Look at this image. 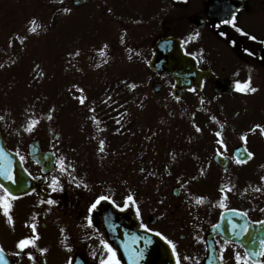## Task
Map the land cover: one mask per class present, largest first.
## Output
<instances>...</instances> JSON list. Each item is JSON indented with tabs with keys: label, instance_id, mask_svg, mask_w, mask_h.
<instances>
[{
	"label": "flooded vegetation",
	"instance_id": "1",
	"mask_svg": "<svg viewBox=\"0 0 264 264\" xmlns=\"http://www.w3.org/2000/svg\"><path fill=\"white\" fill-rule=\"evenodd\" d=\"M98 1L102 2L99 10L104 14H120L116 20L119 24L116 34L118 45L121 44L137 51L141 54L140 60L145 59L149 53L151 55V44L147 46L145 42L138 44L130 35L135 29L131 23H136L139 28H143L145 34L151 33V38L153 31L150 28L158 33L152 42L162 37H178L181 40L183 51L194 58L197 68L211 70L223 84L233 88L231 94H215L212 89V80L205 79L202 86L215 95H203L201 96L203 101L220 99L227 102L226 99L231 97L235 102H240L242 98L250 97L258 101L260 112H245L241 108H238L240 111L198 112L194 115L197 120L198 118L202 120L201 123L198 122L200 125L198 127L202 131L197 132L196 127L182 130L173 129L174 131L166 134L180 137L170 139L165 135L159 138L160 134H155V138L152 139L155 144L166 139L164 149L161 152L157 149L161 154L158 163L157 160H154L144 166L140 164L137 156V151L140 148L139 134L141 130L140 122L136 124L137 135L133 145L135 156L133 159H128L129 166L127 167L130 177H134L137 184L145 182L148 184L184 185L179 189V194L181 189L183 191V198L179 205L167 207L161 202L159 203L162 215L159 214L158 202L153 197L151 200L154 199V201H151V206H155L152 211L154 213L149 216L143 214V195L140 193V189L134 191L136 204L132 208L128 207L121 211L112 202L104 200L89 213L88 209L94 202V193L92 196L89 186H84L87 179L84 175L64 176L58 171L55 163L51 172L43 174L41 168L30 159L28 150H24L21 154L19 148H15L13 145L11 150L16 152L20 159L23 157L21 163L31 177L28 180L32 181V186L29 192L18 195L19 198L13 202L11 214L15 221L14 229L6 223L5 217L0 213V228L6 231V237L0 235V246L5 250L8 264H31L26 255H14L17 251L16 241L23 236L32 234L31 229L25 226L26 222L37 224V232L40 236L38 247L48 249L43 256L37 249H29L34 256L38 257L39 261H46V264H68L70 258L79 254L89 264H99L100 260L107 256L100 241L106 240L115 248L112 244L114 242L108 239L101 223V215L107 208L122 222L134 228L145 230L141 224H146L153 230L152 233L156 234L158 231L162 234L160 237L166 236L171 239L176 244L180 256L188 257L186 260L182 259V264H207L210 249L211 256L214 255L215 264H221L219 259L221 249H226L223 253V264H236L235 258L232 259L231 252L234 254L239 251L243 254L245 249L241 248L238 243L224 240L218 234L213 237L209 236L210 228L219 221L221 211L206 207L199 209L191 207L194 200L189 184L204 182L200 171L203 169V174L215 182L264 185V182L261 181V177L264 176V156L262 155L264 135L259 130L254 133L248 131L255 124L264 125V0H243L242 5L230 14L225 9V2L219 8L213 7L216 6L214 3L217 0ZM109 1L118 3V6H110L107 4ZM233 14L236 16V27L221 23L223 20L230 19ZM123 22L128 23L129 27L126 25L121 27L120 23ZM150 23L155 25H149ZM187 25L188 27H186ZM200 25L202 27H199ZM196 33L199 35L189 40V37ZM122 37L123 43L121 42ZM252 37H256V39H252ZM207 40L213 44L209 49L206 47ZM249 76L257 91L249 94L235 91L234 82L246 80ZM191 89L190 91H192ZM224 101L222 102L224 103ZM221 108L223 109V107ZM212 116L217 117L219 122L225 125L223 138L227 144V151L221 149L224 166L214 161L218 147L217 137L214 133L219 130V124L210 119ZM245 132H248L246 147L248 151L254 153V156L247 163L237 165L234 162V151L239 146L245 147V143L240 139L241 134ZM119 135L121 137V134ZM121 139H123V135ZM125 140L130 144V138ZM152 140L149 141V146L154 149V146L157 147V145H154ZM172 146L180 149L188 159L180 163L169 161L165 152ZM162 157L165 160H162ZM57 159H60L59 155L56 156ZM120 168L124 175L126 173L124 165L119 167V170ZM54 176L59 181L55 191L50 187ZM72 177L75 179L73 180ZM77 184L80 186L77 187ZM99 194L105 195V193ZM125 196L124 191L118 196L119 201L116 204L123 205L122 198ZM146 197H150V193H146ZM48 199L56 200L57 203L49 205L46 203ZM42 200L45 203H41ZM137 206L140 209L139 218L135 213ZM261 209H264V206L252 208L253 213L260 212L253 215L250 211L240 208L242 212H247V217L253 222L264 221V211ZM34 215L36 216L35 221L31 219ZM88 217L92 219V227L87 226ZM240 222L239 219L234 220L235 224ZM62 228L65 230L63 236L60 231ZM65 237H67L66 240ZM246 237L248 236L243 237V242L248 247L259 251L260 240H257L255 245H251L248 244ZM168 247L170 248L169 245ZM168 247L166 246V249ZM69 248L71 251L68 250ZM116 251L121 261L119 251L117 249ZM252 260L256 264H264V257L254 256Z\"/></svg>",
	"mask_w": 264,
	"mask_h": 264
},
{
	"label": "rangeland",
	"instance_id": "2",
	"mask_svg": "<svg viewBox=\"0 0 264 264\" xmlns=\"http://www.w3.org/2000/svg\"><path fill=\"white\" fill-rule=\"evenodd\" d=\"M107 4L118 6V3L112 1ZM100 5L102 2L92 0L87 6L74 9L70 8L71 5L61 4L59 0H0V64L5 65L0 68V116L4 117L0 120V134L10 147L15 145V148H19L21 154L27 150L32 139H38L45 149L59 151L66 167L71 165L62 175H84L87 178V186L94 184L92 177L103 176L102 181H109L111 178L116 181V175L122 174L124 188L130 192L140 189L143 195V214L149 216L154 213L152 211L155 206H151L153 197L158 202L159 214L162 215L159 203L175 207L180 204L181 196L172 198L173 183H135L134 177H130L127 172V156L134 153L115 151L118 137H115V134L124 130L122 134L125 139H131L130 144H126L134 145L136 124L140 122L141 149L151 134H160L159 138L164 137L163 135L169 139L180 137L166 133L174 131L173 129L193 127L192 122L187 119V109L181 107V102L190 104L189 113L196 112L200 104V101L197 102L198 98L203 95L211 96L212 93L203 87L199 94L185 93L178 99L179 102H176L169 97L171 86L162 83L158 78L163 87L159 92H155L153 84L157 81L154 74L148 70L146 60H140V56L138 60L134 59L124 50L123 45L116 42L119 29L116 20L120 14H104L99 10ZM63 8H70L71 12L65 13ZM33 19L36 21V34L28 31ZM120 25L129 27V24L124 22ZM131 25L135 29L130 35L138 44L145 42L146 46L152 45L158 33L150 28L153 31L151 38V33L145 34V30L139 28L136 23ZM18 35L27 36L24 43L16 39ZM10 39L12 47L8 46ZM104 45H107L104 49L106 54L101 57L99 50ZM212 46V42L207 40L206 47L209 49ZM76 50L80 51V55L70 58L68 54ZM97 64L100 66L96 67ZM37 65L39 67H36ZM41 72L42 76L39 75ZM132 84L136 87L131 88ZM74 85L84 89L87 99L83 106L74 99V96L80 95ZM226 100L227 102L223 100V104L229 109L232 107L235 110L241 108L245 112H260L259 103L253 98H242L240 102H235L231 97ZM209 101L213 104L206 111H229L223 106L222 100ZM52 107L55 111L51 113L53 119L49 121L47 115ZM89 108H94L95 112H89ZM29 114H34L41 120L32 133L22 130ZM93 115L97 117L98 125L90 119ZM117 120L120 123H117ZM198 120L201 123L202 120ZM102 133L105 141L103 153L98 152ZM165 140L156 144L160 152L164 149ZM165 154L167 159L174 163L188 159L176 146L169 147ZM262 155L264 156V150ZM160 156L161 154L155 151L151 159L157 160L158 163ZM162 160L165 159L162 157ZM99 163L104 164V170H96ZM123 165L126 173L123 175L119 170L117 174V170ZM202 177L204 182L189 185L192 195L205 197V203L191 207L218 209L217 204L221 196L219 184H232L235 188L228 194L227 206L244 208L253 215L260 213H253L251 209L256 206L248 205V196L253 190L250 183L215 182L206 174ZM111 184L118 187L116 182ZM257 187L262 189L261 184ZM245 189H248L246 193ZM261 192V196H264V190ZM146 193H150V197L147 198ZM5 232L0 228L2 237H6ZM231 254L234 259L233 252Z\"/></svg>",
	"mask_w": 264,
	"mask_h": 264
},
{
	"label": "snow or ice",
	"instance_id": "3",
	"mask_svg": "<svg viewBox=\"0 0 264 264\" xmlns=\"http://www.w3.org/2000/svg\"><path fill=\"white\" fill-rule=\"evenodd\" d=\"M59 2L63 3V0H59ZM62 11L65 13H68V12H71V9L70 8H63ZM109 11H111V10L109 9ZM221 23L232 25L233 27H236V16L233 14L230 19L223 20V21H221ZM30 25L31 26L28 28V31L30 33L36 34L37 33V26H36L35 19L30 21ZM238 30H240V29H238ZM221 34L223 35V33H221ZM198 35H199V33H196L194 36H190L189 40L194 39ZM16 39H18L21 43H24V41L27 39V36H19L18 35V36H16ZM252 39H256V37H252ZM121 42L123 43V37L121 38ZM8 46L12 47V40L11 39L9 40ZM105 48H107V45H104L99 50V55L101 57L105 56V54H106L104 51ZM68 55L70 58L75 57V56H79L80 51L76 50L74 53H69ZM4 66H5L4 64H0V68H2ZM99 66H100L99 64L96 65V67H99ZM36 67H39V66L37 65ZM39 75L42 76L43 72L39 73ZM73 87H75L76 91L80 93V95L74 96V99L78 100L80 105H82V106L85 105L87 97L84 95V89L80 88L76 85H74ZM130 87L135 88L136 85L132 84V85H130ZM234 89H235V91L242 93V94L255 93L257 91V88L252 85V81H251L250 76L246 80L235 81L234 82ZM191 90L195 91V89H191ZM110 99H111V97H109V100ZM177 99H179V98H177ZM201 103H204L203 99H201ZM54 111H55L54 107L49 109V114L47 115V120L51 121L53 119V115L51 113ZM89 112L94 113L95 109L89 108ZM193 116H194V114H193ZM3 119H4V117L0 116V120H3ZM90 119L94 123H96L97 125L99 124V121L95 115L91 116ZM210 119L213 121H216L219 124V130L215 131L214 134L217 137L216 143L218 145V147L216 149V154L222 156L223 153H222L221 149H223L224 151H227V144L223 138V129H224L225 125L220 123L219 120L217 119V117H215V116L210 117ZM40 123H41V120L39 118H36L34 114H29L26 117L25 124L22 126V130L24 132H27V133H32L36 130V128L38 127V125ZM117 123H120V121L117 120ZM194 127H196L197 132L202 131V129H200L198 126L194 125ZM98 130L102 131V129H98ZM257 130H259L260 133L262 135H264V125H262V124L253 125L252 128L249 129L248 131L254 133ZM247 137H248V132H245V133L241 134V136H240V139L245 143V147L242 150V155L237 156L235 158L234 162L237 165H242V164L247 163L248 160L252 159L254 156V153L248 151V149L246 147ZM104 151H105V141L100 140L98 152L103 153ZM5 159H6V156L3 152V150L0 149V178H3L4 180L11 182L12 185L19 187L17 179L14 175V172L11 170L10 161L8 162V164H5L3 162ZM21 159H23V157H21ZM54 163L56 164L58 171L60 173L67 172V168L71 167V165H68L66 167L65 160L63 158L57 159ZM225 170H227V169H225ZM141 171H143V169H141ZM200 171H201V175H203V169H201ZM69 175H70V173H69ZM72 179L74 180L75 177H72ZM261 181L264 182V176L261 177ZM58 183H59L58 178L56 176H54L52 178V184L50 185V187H52L53 190L55 191L56 185ZM79 186L80 185L77 184V187H79ZM84 186L87 187V185H84ZM234 188H235V185H232V184L220 186L219 192H220L221 196H220V199H219L218 204H217V206L219 208L227 209L228 194L230 192H232ZM253 190L256 192H261L264 189L257 187V188H254ZM244 191L246 193L248 191V189H245ZM0 192H2V194H0V213H2V215L5 217L6 223L14 229L15 221H14V218H13L11 212L13 209V202L16 199H18L19 197L17 194H15L13 192V190H11L8 186H6L4 184H0ZM109 199L110 198L107 196L98 197L90 205V207L88 209L89 213H91L101 201L109 200ZM41 203H45V201L42 200ZM46 203L49 205H54L57 203V201L53 200V199H48L46 201ZM195 203L197 205L205 203V197H203V196L196 197ZM112 204L116 208H118L119 210L124 211L130 205H135L136 200L132 194H129L125 197V199L123 201V205L116 204L115 201H112ZM228 211H230L232 213H236L237 215L247 216V212L240 213L237 209H228ZM261 211H264V209H261ZM135 213H136V216L139 218L140 217V209L138 206L135 209ZM31 219L33 221H35L36 216L34 215ZM87 219H88V225L87 226L92 227L93 222H92L91 217H88ZM254 223L264 225V221H256ZM25 226L29 227L31 229L32 234L29 236H23L16 241L15 247H16L17 251L14 253V255H16V256H21L22 254L26 255L28 260L31 262V264H46V261H39L38 257L34 256L33 252L29 250V249H37L41 256L45 255L48 251L47 248L38 247V240L40 239V236L37 232V224L35 222L28 224L26 222ZM141 227L144 228L146 231H149V232L153 231L151 228H148V226L146 224H141ZM231 227H232V231H233L234 236H236L237 239L240 241L241 248L245 249L243 254L239 251L234 253V258H235L236 264H256V262H254L252 260V257H254V256L264 257V239H261L259 241L260 250L257 251L254 248L248 247L247 244H245L243 242V237L249 236V227L248 226L237 228V226L235 224H232ZM60 231H61V235L63 236L65 230L62 228ZM156 235L161 236L162 234L157 231ZM162 238L170 246L173 257L175 259V264H182V259H184V260L188 259V257L182 258L180 256L179 252L177 251L176 244L171 239H168V237H166V236H163ZM66 239H67V237H65V240ZM256 242H257L256 237L249 236L248 244L255 245ZM100 243L103 246V248L105 249L107 256L105 258L101 259L99 264H121V261L118 258L116 249L113 248L112 245L110 243H108L106 240H101ZM26 250H28V251H26ZM68 250L71 251L70 248ZM220 251H221V255H220L219 259L221 261V264H223V259H224L223 253H224V251H226V249H221ZM93 256H95V253H93ZM0 264H8V261L5 257V250L2 246H0ZM68 264H73L71 258L69 259Z\"/></svg>",
	"mask_w": 264,
	"mask_h": 264
},
{
	"label": "water",
	"instance_id": "4",
	"mask_svg": "<svg viewBox=\"0 0 264 264\" xmlns=\"http://www.w3.org/2000/svg\"><path fill=\"white\" fill-rule=\"evenodd\" d=\"M89 0H72V3L77 6L84 3H87ZM233 5H238L240 0H230ZM149 66L157 71L160 74H169L171 75L175 82L177 88L173 90V93L177 96L183 88H190L192 85H196L197 88L200 87L201 80L205 77H212L214 80V89L219 91L223 89V85L216 80L214 76L207 70L199 71L196 69L192 59L182 53V50L179 45V41L175 38H166L158 41L153 48V57L151 61L148 63ZM161 85H155V91L160 90ZM0 149L3 150L6 159L3 161L5 164H8L10 161L11 170L14 172V175L20 183L24 182L23 178L25 177L22 169L19 166L18 162H14L11 160L12 154L9 153L5 149L3 138L0 135ZM29 151L31 158L37 162H41L47 168L46 170L51 168V164L53 163L52 154H41L39 151V147L37 142H32L29 146ZM49 155V157H48ZM220 163V162H219ZM0 183L8 186L11 190H13V186L11 182L0 178ZM19 184V183H18ZM19 191H22L19 189ZM117 231L120 235L119 239L124 240H138V241H146L149 240L150 237L143 235L142 232L135 231L133 229L128 228V226L122 224L117 221ZM124 231V232H123ZM141 233V234H140ZM118 239V238H117ZM141 244H139L140 246ZM144 247V244L142 248ZM163 246L160 244L152 245V252L147 256V259L142 258V264H173L172 258L167 255L164 256L160 249Z\"/></svg>",
	"mask_w": 264,
	"mask_h": 264
}]
</instances>
